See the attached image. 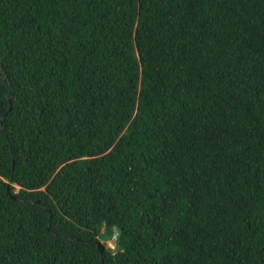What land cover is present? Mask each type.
I'll return each instance as SVG.
<instances>
[{"label": "trees", "instance_id": "trees-1", "mask_svg": "<svg viewBox=\"0 0 264 264\" xmlns=\"http://www.w3.org/2000/svg\"><path fill=\"white\" fill-rule=\"evenodd\" d=\"M0 264H264V0H0Z\"/></svg>", "mask_w": 264, "mask_h": 264}, {"label": "rangeland", "instance_id": "rangeland-1", "mask_svg": "<svg viewBox=\"0 0 264 264\" xmlns=\"http://www.w3.org/2000/svg\"><path fill=\"white\" fill-rule=\"evenodd\" d=\"M114 245H115L114 242H111V241H108L107 242V246L108 247H114Z\"/></svg>", "mask_w": 264, "mask_h": 264}, {"label": "water", "instance_id": "water-1", "mask_svg": "<svg viewBox=\"0 0 264 264\" xmlns=\"http://www.w3.org/2000/svg\"><path fill=\"white\" fill-rule=\"evenodd\" d=\"M99 246H100V249L103 251L104 246L102 244H100Z\"/></svg>", "mask_w": 264, "mask_h": 264}, {"label": "clouds", "instance_id": "clouds-1", "mask_svg": "<svg viewBox=\"0 0 264 264\" xmlns=\"http://www.w3.org/2000/svg\"><path fill=\"white\" fill-rule=\"evenodd\" d=\"M111 242H113V241H111Z\"/></svg>", "mask_w": 264, "mask_h": 264}, {"label": "built area", "instance_id": "built-area-1", "mask_svg": "<svg viewBox=\"0 0 264 264\" xmlns=\"http://www.w3.org/2000/svg\"><path fill=\"white\" fill-rule=\"evenodd\" d=\"M115 238V237H114Z\"/></svg>", "mask_w": 264, "mask_h": 264}]
</instances>
